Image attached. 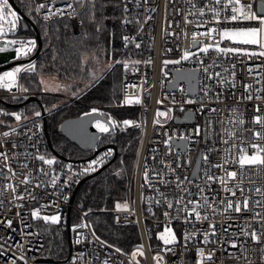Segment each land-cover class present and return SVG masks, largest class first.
I'll list each match as a JSON object with an SVG mask.
<instances>
[{
	"label": "built area",
	"instance_id": "2783aa9c",
	"mask_svg": "<svg viewBox=\"0 0 264 264\" xmlns=\"http://www.w3.org/2000/svg\"><path fill=\"white\" fill-rule=\"evenodd\" d=\"M34 2L35 8L39 3H46L53 11L56 8L66 9L65 15H52L48 20L44 19L45 10L39 13L34 11L42 22L49 24L54 20L70 18L73 29L78 30L81 21L76 15V0H71L75 12L66 8L68 0L54 5L49 0ZM125 2L128 11H123L122 26L126 33L124 37H128L131 42L126 45L125 40L123 41L124 50L121 55L125 57L124 64L127 63L128 67L125 68L123 64L125 73L120 100L106 105L84 102L79 96L69 93L62 94L61 97L66 104L79 103L87 107L88 112L96 109V112L106 118L111 116L118 122L114 130L139 131L128 197L120 209L114 207L102 211L110 215L111 222L116 226H137L140 241L127 250L109 243L94 230L89 219L92 211L85 210L74 202L80 180L108 165L116 157L112 147L95 152L104 144L114 143L112 138L101 142L102 137L109 133L101 136L95 149L82 150L84 153L74 157L56 156V163L51 166L37 159L39 155H44L46 159L50 157L41 110V115L35 117L34 113H26L21 108L15 109L16 102H13L23 97L21 104L24 105L28 98L56 93L26 87L21 79L22 72L16 83L17 86L26 87L27 92L17 91L16 86L11 91L0 88V111L9 113L0 114V152L6 153L8 157L6 163L0 157V264H25V261L27 264H137V261L138 264H200L198 249H203L205 258L210 253L213 254L212 260L204 259L203 264H264V251H261L264 249V169L258 171L245 166L241 170L238 163L232 162L238 160L239 147L246 146L240 144V139L249 138V132L244 129L257 130V126L249 123L257 114L256 106L259 105L261 113H264V57L231 53L224 55L214 49H210L208 54L200 51L204 45L215 44L217 41H220V47L260 51L254 46L221 41L218 34L222 28L244 27L249 22L217 24L209 9L213 6L219 9L221 6L214 5L209 0ZM258 2L259 0H255L253 7L257 12ZM9 3L19 13L10 0ZM201 9L203 15L200 13ZM226 15V11H221L220 19L223 20ZM124 20L131 22L123 23ZM4 26L5 29L8 28L7 24ZM211 28L218 30L211 38L200 35ZM18 32H24L22 19L18 21L15 32L9 31L4 38H0V46L6 40L18 37ZM193 33L197 34L199 41L195 45L192 41ZM32 37L36 39V36ZM37 46L36 40L35 49ZM185 50L194 53L191 59L179 64H164L166 60L180 59ZM15 56V49L0 53V66L19 60H13ZM32 57L26 56L20 60ZM199 60H203L205 66L214 65L210 71L220 72L227 82L220 84V78L206 80ZM136 61L139 63H135ZM28 63L34 61L30 59L26 65ZM9 69L10 67L0 70V75ZM187 70L198 71V92L195 96L189 94L186 82H181L175 89L171 88L176 79L175 72ZM205 84L211 89L207 97L204 95ZM249 95L252 96L250 100L245 98ZM125 96L132 99L138 97L140 103L123 104ZM6 105L14 108L8 111ZM169 108L172 109V118L161 117V124H154L157 110L167 111ZM213 108L218 111H210ZM44 109L46 117L47 109ZM118 110L130 112L121 117ZM188 110L194 113L193 121H177ZM13 112L23 114L21 121H16L10 115ZM237 116L245 121L243 125L235 123ZM125 119L134 121V124L123 127L121 122ZM136 124L140 127H136ZM197 128L200 129L199 135L195 131ZM4 132H9V136L4 137ZM228 132H235L240 139H229ZM182 135L190 139L182 140ZM169 137L173 139L166 146L165 141ZM177 140H180V144ZM225 140H229V143L225 144ZM229 148L230 152L227 151ZM248 154H252V149L249 148ZM203 156H207V161L202 159ZM225 159L229 162L225 163ZM92 161L97 162L93 165L95 171L85 173L84 170ZM178 163L180 167H177ZM198 163L199 170L195 172ZM216 164L223 167H213ZM40 169L48 174H43ZM225 169L237 172L236 180L228 183V187L235 191V196L224 191V185L219 181H208L207 185L205 183L206 171L215 177H221L225 176ZM145 171L148 174L147 180ZM241 171L243 183H240ZM177 176L184 181L179 188L176 186ZM54 177H58L55 185L51 183ZM185 177L188 179L184 180ZM26 179L28 182L24 183ZM198 188H203L204 192L200 193ZM257 188L261 189L260 193L255 191ZM203 196L208 197L215 211L200 208L201 216H208L206 220H196L194 216L186 218L183 209L187 201H199L203 204ZM181 198L183 203L176 205L175 202ZM245 198H248L250 210H242L240 213L231 209L225 211L229 200L233 201L234 206L235 202H241L243 208ZM166 201L172 202L173 208H168ZM257 201L260 203L257 204ZM125 204L126 210L123 207ZM41 206H46L41 215H58L59 221L52 224L33 218L32 212ZM165 212L169 213L168 217ZM256 213L260 215L256 216ZM78 225L85 226L76 227ZM210 225L215 226V234H212ZM165 228H171L174 232L176 243L165 245L161 241L159 234L165 232ZM47 230L52 232V238L47 235ZM252 231L260 237L259 241H253L250 235H245ZM205 233H208L207 243ZM186 234H191V239L185 240ZM233 243L237 247H232ZM141 245L143 255L137 253L133 259L132 254ZM117 248L121 251L117 252ZM168 248H173L174 252L167 251ZM21 256L24 259H20ZM156 257L162 259L158 262Z\"/></svg>",
	"mask_w": 264,
	"mask_h": 264
},
{
	"label": "trees",
	"instance_id": "16d2710c",
	"mask_svg": "<svg viewBox=\"0 0 264 264\" xmlns=\"http://www.w3.org/2000/svg\"><path fill=\"white\" fill-rule=\"evenodd\" d=\"M15 1L21 10L36 22L42 39L41 51L32 59L36 65L35 71L22 74L21 79L26 87L33 90L42 89L41 77L55 76L60 81L70 82V92L66 93L79 96L81 101L108 105L120 100L125 73V57L121 54L126 34L122 26V0H103L105 7L94 14L88 11L90 6L81 8L76 3V15L81 21L78 30L73 29L70 18L54 20L49 24L42 22L34 12V0ZM100 2L101 0H98V6ZM25 33L36 36L31 26L24 32H18V35ZM36 49L28 56L32 57ZM110 60H113L114 64L108 69L105 65ZM62 93L59 91L56 94L39 95L40 103L31 100L22 105L21 98L13 102H16V109L21 108L26 113L40 111L41 106L47 109L46 123L51 140L48 153L55 158L74 157L84 153L62 135L60 124L65 118L87 113L88 108L79 103L62 102ZM51 107L53 110L50 111ZM129 112L117 111L121 117ZM111 138L118 149L116 157L101 172L88 178L79 187L74 202L83 209L92 211L95 231L100 237L127 250L140 241L137 226H116L111 222L110 215L102 210L121 205L128 197L139 131L116 129L105 134L101 142ZM51 233L47 230L49 238H52Z\"/></svg>",
	"mask_w": 264,
	"mask_h": 264
},
{
	"label": "snow or ice",
	"instance_id": "6c2138e0",
	"mask_svg": "<svg viewBox=\"0 0 264 264\" xmlns=\"http://www.w3.org/2000/svg\"><path fill=\"white\" fill-rule=\"evenodd\" d=\"M122 2H124V12L128 11V7H127V2H125V0H122ZM210 3L214 4V5H219L221 6V8H217L215 6L211 7L209 10L213 13V18L215 20V22L217 24H221V23H234V24H239L241 22H249L248 26L246 27H235V28H222L219 30L218 34L221 38V41L223 40H227L230 41L233 44L236 45H244V46H254L255 48H258L260 51H254V50H250L249 48H241V47H220V41H217L215 44H207L204 45L200 51L208 54L210 49H214L217 53L219 54H224L227 55L229 53L231 54H237V55H247L249 57H253V56H260V57H264V0H259V12L254 11L253 7H254V3L255 0H251V2H249V0H209ZM49 3L54 5L56 3V0H49ZM76 3H78L81 8H85L86 6H90L88 7V11L92 12L93 14L102 9L103 7H105V3L103 2V0H101V2L99 3L98 6V0H76ZM66 8L67 9H72L73 12H75V8L73 6V3L71 2V0H68L67 4H66ZM42 10H45V15H44V19L48 20L52 15H56L59 14L61 16L65 15L66 9H62V8H56L55 11H53L52 7H49L48 5H46V3H39L37 4L36 8H35V12L39 13ZM221 11H226L228 13V15H226L224 17L223 20L220 19L221 16ZM201 15L204 14L203 9L200 10ZM22 19L21 15L15 11L11 4L9 3V0H0V38H4L9 31L11 32H15L16 28H17V23L18 21H20ZM93 19L95 20V16L93 15ZM131 21L128 20H124L123 23H130ZM5 24L8 25V28L5 29ZM217 29L216 28H211L209 29L207 32L201 33L200 35H204L207 37H212L214 33H217ZM186 35V34H185ZM125 43L127 45V43H130L131 41L129 40L128 37H124ZM192 41L193 44L195 45L196 43H199V41L197 40V34L193 33L192 35ZM12 45H19V47L15 48V52H16V56L13 58V60L16 59H20L22 57H26L28 56L36 47V41L34 39H29V40H17V39H12V40H6L5 43L3 44V46H0V53H4L6 51L9 50V46ZM137 47H139V45H136ZM194 53L185 50L183 52V55L180 57V59L178 60H174V61H164V64L167 65L169 63H173V64H179L181 63V61L184 60H189L193 57ZM11 62V61H9ZM135 63H139V61H136ZM150 63V61H149ZM199 63L202 66V71L205 74V79L206 80H213L215 78H220L219 79V83L220 84H224L227 81L221 77V73L220 72H212L210 71V69L212 67H214V65H208L205 66L203 63V60H199ZM124 67L127 68L128 64L125 63ZM36 69V65L34 63H28L27 65L24 66H16L14 67L12 70L10 71H5L2 75H0V88L3 89H7L8 91H11L12 88L14 86L17 87V91L20 92H27L28 89L26 87H24L23 85H19L17 86V77L20 73L24 72V73H31L34 72ZM225 71H227V69H225ZM179 76V74H178ZM179 78H184L183 76H179ZM45 82L42 80L41 84H44ZM210 87L205 84L204 85V95L205 97H207L208 92L210 91ZM14 99H16V97H13ZM23 98V97H21ZM219 98V96H217V99ZM246 99H252V96L249 95L247 97H245ZM259 99V97H257ZM139 104L140 103V99L137 97L135 99L129 98L128 96H125L124 100H123V104L126 105H131V104ZM157 103H161L160 101H157ZM185 103H191V101H185ZM202 110V109H201ZM93 112H96V109L92 110ZM181 111H183V108L181 107ZM210 111L212 112H216L218 111L217 109L213 108L210 109ZM233 111H236L235 109H233ZM172 112V109L169 108L167 111H159L157 110L156 112V119L154 120V124H161V117L166 118V119H171L172 117L170 116V113ZM255 112L257 114L254 115L253 119L251 121H249V123L254 124L255 126H257V130H253V129H244V131L249 132V138L247 140L244 139H240V137L236 136L235 132H228V136L229 139H240V144L241 145H246L244 147H239L237 145V147H239V152H238V160L237 161H232L233 163H238L239 167L241 170H243L245 168V166H249L251 168H256L258 171L261 169H264V113H261L260 110V106L257 105L255 108ZM0 114L3 115H9V113H4L2 111H0ZM10 115H12L16 121H21L22 119V113H10ZM41 115V113L39 111H35L34 112V116L35 117H39ZM86 115H89V113H86ZM26 119V117H24ZM0 123H2V121H0ZM122 126L123 127H128V126H132L134 124V121L132 120H128L125 119L122 122ZM230 123H232V121H230ZM236 124L238 125H243L245 123V121L240 118L239 116H237ZM118 126V122L113 119L111 116L108 117L107 123L106 124H102L99 121H97L96 127L104 133H108L110 132V130H114L116 127ZM136 127H140L139 124L135 125ZM13 132H15V129L12 130ZM196 134L199 135L200 133V129L197 128L196 130ZM9 132H4L2 135L4 137L9 136ZM167 135V134H166ZM172 137H169L168 140L165 141V145L169 146L170 145V141L172 140ZM182 140H189L190 137L187 136H181ZM225 144L229 143V140H225L224 141ZM2 146V145H0ZM15 147V145H13ZM249 148L252 149V154L249 155ZM170 150V148H169ZM227 151H231V148H229ZM110 154V153H109ZM0 157L3 158L4 162H7V155L6 153L0 152ZM37 159H39L40 161H42L44 164L46 165H53L54 163H56L55 159H46L44 155H39L37 157ZM202 159L204 161H207V156H203ZM229 161L227 159H225V163H228ZM97 162L96 161H92L90 163V165L88 166V168H86L84 170V172H88V171H95V168L93 167V165H95ZM181 165L178 163L177 167H180ZM23 167H27V165H23ZM71 166H69L70 168ZM213 167H220L222 168L223 165L220 164H216L213 165ZM11 171V169H9ZM40 171L47 175V172H44L43 169H40ZM173 172H175V169H172ZM225 171V176H221V177H215L213 176L210 172L206 171L205 175H206V185L208 181H219L222 185H224V191L226 192H230L231 195L235 196V191H233L232 188L228 187V183L229 181L232 180H236L237 178V172L236 171H228L227 169L224 170ZM147 171H145L144 176L145 179L147 180ZM58 177H54L51 181V183L53 185L56 184ZM188 178L185 177L184 180H187ZM24 183H27V179L25 181H23ZM163 183H168V181H162ZM184 181H182L180 179L179 176L176 177V186L179 188L181 186V184H183ZM240 183H243V171H241V176H240ZM9 187H11V185H9ZM37 187H40V185H37ZM237 187H239V184L237 185ZM14 190V189H13ZM241 191H243V189H240ZM198 191L200 193L204 192L203 188H198ZM257 193L261 192L260 188H257L255 190ZM35 198V197H33ZM65 199H67L65 197ZM204 203L201 204L199 201H193V200H188L187 203L184 205V211L186 214V218L188 216H194L196 220H201V219H208L207 215L201 216V213L199 211L200 208H206V209H211L212 211H215L213 205L211 203H209V199L206 196L202 197ZM159 203V201H158ZM167 203V207L168 208H173V203L170 201H166ZM176 205H180L183 203V198H181L180 200H177ZM243 203V208L241 207V202H235V206L233 204V201L229 200L227 202V207L225 209V211L231 209L234 210L237 213H240L242 210L243 211H248L249 206H248V198H245ZM257 204H259L260 202L257 201ZM188 205H191V208H188ZM46 206H41V208H37L32 212V216L35 219H39V220H43L46 223H52V224H56L60 217L58 215H41V213L44 211V208ZM117 209L121 208V205L117 204ZM124 209H127V205L125 204ZM180 209L178 208L177 211H179ZM259 213H256V216H259ZM165 216L168 217L169 213L165 212ZM11 222H9L10 224ZM85 225H78L76 227H84ZM210 229L212 230V234H215V226L214 225H210ZM165 232L167 233V236L165 235H161L160 239L163 240L165 245H170V244H174L177 242L176 240V236L175 234L172 232L171 228H165ZM245 235H250L251 239L253 241H259L260 237L257 235V233L255 231H252L251 233H245ZM185 240H189L191 239V234H186L184 237ZM77 243H80V240L76 241ZM205 242H208V233H205ZM108 247H111V245H108ZM232 247H237V245L235 243L232 244ZM117 252H120L121 249L117 248L116 249ZM167 251H173V248H168ZM261 251H264V249H262ZM137 253H139L140 255H143V246H138L136 252H134L132 254L133 259H135V256L137 255ZM198 253L199 256L201 258L200 264H203V260L207 259L209 261L212 260V256L213 254L210 253L206 258L204 257V252L203 249H198ZM20 259H24L23 256L20 257ZM155 259H157V261L159 262V260L162 259V257H156ZM25 264H27V262L25 261ZM138 264V261H137Z\"/></svg>",
	"mask_w": 264,
	"mask_h": 264
},
{
	"label": "water",
	"instance_id": "95a60500",
	"mask_svg": "<svg viewBox=\"0 0 264 264\" xmlns=\"http://www.w3.org/2000/svg\"><path fill=\"white\" fill-rule=\"evenodd\" d=\"M67 0H56V2L61 3V2H65ZM10 2L12 3V5L19 11V13L22 15V26H23V30L28 29L29 26H31L35 32H36V40H37V50L35 52V54L33 55L32 58L29 59H22V60H16L14 62H12L11 64L8 65H2L0 66V70L5 69L7 67H9L10 65H14L16 63H26L29 62L30 59H33L34 57H36L40 51H41V47H42V39L40 37V33L37 27L36 22L28 15H26L21 8L18 6V4L16 3L15 0H10ZM258 12H259V2H258ZM1 44V42H0ZM183 76L184 78H179V76ZM175 76L176 79L175 81L171 84V88H177L178 85L181 82H186L188 84V91L189 94L191 96H195L198 92V71L197 70H187V71H177L175 72ZM31 100H36L40 103V100L37 96L28 98L26 101H31ZM41 113L43 115V127H44V131L46 134V138L47 141L49 143V145L51 144V140H50V135H49V130H48V126L46 123V117H45V109L43 106H41ZM89 113V115H86V113L78 115V116H74V117H68L65 118L61 124H60V131L62 133V135L72 144L76 145L79 149L83 150V151H90L96 148V146L98 145V143L100 142L101 136L104 134V132H101L100 130H98L97 128H95L94 126V121L97 119H100L102 121H105L107 123L108 118L102 116L99 112H87ZM194 119V113L191 110H188L186 115L183 118L177 119V121H193ZM113 130H110L111 133ZM177 142L180 144V140H177ZM180 146V145H179ZM108 147H112L117 155L118 149L116 144L114 143H110V144H104L100 147H98L95 152L99 151V150H103L105 148ZM185 148V145H184ZM57 155H59L57 153ZM199 164H197V168L195 170V172H197L199 170ZM105 167H107V165H104L102 168H100L99 170L90 173L88 175H86L85 177H83L80 182L77 185V190L79 189V187L90 177H93L94 175L98 174L99 172H101Z\"/></svg>",
	"mask_w": 264,
	"mask_h": 264
},
{
	"label": "rangeland",
	"instance_id": "374dc122",
	"mask_svg": "<svg viewBox=\"0 0 264 264\" xmlns=\"http://www.w3.org/2000/svg\"><path fill=\"white\" fill-rule=\"evenodd\" d=\"M244 27H246V26H244ZM226 28H235V27H226ZM12 39L25 40V41H26V40H29V39H34V40L36 41V39H35L34 37H32V36H30V35H26V34L21 35V36H18V37L10 38L9 40H12ZM16 47H19V45H12V46H9V49H15ZM113 64H114L113 60H110L108 63H106L105 67L108 66V69H109L111 66H113ZM24 65H26V63H16V64H14V65H10V66H9L10 69L7 70V71L12 70V69H13L14 67H16V66H24ZM101 73H102V71L99 72V74H101ZM42 80L45 82L44 84H41V81H42ZM40 84H41L42 90H45V91L55 92V93H58V92L60 91V92H63L62 94H66V92H70V86H69L70 82H68V81H60V80H59L57 77H55V76H42L41 79H40ZM71 94H72V93H71ZM53 107H54V106H53ZM53 107H51V109H49V110H50V111L53 110ZM5 108H6L8 111H10V110H12L14 107L6 106ZM15 109H16V108H15ZM36 111H37V110H36ZM39 112H40V111H39ZM97 121H99V122L102 123V124H106L105 121H102V120H100V119H97V120L94 121V126H95V128H97V127H96ZM97 129H98V128H97ZM98 130H99V129H98ZM52 158L55 159V157H51V156L49 157V159H52ZM132 170H133V167H132ZM131 174H132V172H131ZM89 219H90V221H91V223H92V225H93V228H94V230H95L94 222H93V220H94V216L91 217V215H90ZM172 232H173V231H172ZM173 233H174V232H173ZM161 235H165V236H167V233H166V232H162V233H160V234H159V238H160ZM161 241L163 242L162 239H161ZM163 243H164V242H163Z\"/></svg>",
	"mask_w": 264,
	"mask_h": 264
}]
</instances>
